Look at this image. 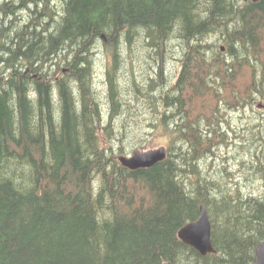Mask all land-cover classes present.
<instances>
[{"label":"trees","instance_id":"trees-1","mask_svg":"<svg viewBox=\"0 0 264 264\" xmlns=\"http://www.w3.org/2000/svg\"><path fill=\"white\" fill-rule=\"evenodd\" d=\"M26 2L0 3V264H253L264 240V128L249 129L250 158L237 166L220 151L229 111L264 103V0ZM99 42L112 56L106 102L93 76ZM128 50L144 59L130 65ZM126 90L146 105L149 130L170 136L167 159L150 168L117 159L114 128L141 114ZM202 204L217 250L207 255L178 235Z\"/></svg>","mask_w":264,"mask_h":264},{"label":"rangeland","instance_id":"rangeland-1","mask_svg":"<svg viewBox=\"0 0 264 264\" xmlns=\"http://www.w3.org/2000/svg\"><path fill=\"white\" fill-rule=\"evenodd\" d=\"M1 2L2 0H0V3ZM26 12L23 11V14L22 12H20L19 14L26 15ZM174 43H177V42L174 41L172 44ZM99 44H98L99 47L97 46L95 49L94 78H95L96 87L99 90L102 96V99L105 100L106 99L105 97H107V90H108L107 83H106L107 69L111 65L112 56L103 44H100V45ZM172 44H170V46ZM136 49L137 47H135L134 50ZM134 50H128L126 52L127 62H129L130 65L132 63L130 61H134V60L142 61L144 59L143 55L140 54L139 51L135 52ZM134 53L137 54L138 56L137 55L135 56ZM177 57L178 56L176 54V48L174 45H172L169 51L167 52V54H165V59H166L165 70L168 72V74H174L177 71V63H178ZM141 61L136 62V63L134 62V68H135L134 75H136V77H138L139 79H144L143 74H147L146 73L147 66H144V65L142 66ZM120 77H122V83L126 84V82L129 80V73L123 70L120 74ZM127 88H129V85ZM125 97H126L125 99L132 105V107L130 108V111L134 110V111L140 112L141 114L138 116L137 120L131 116L128 117L127 120H126V116L124 117L123 123L121 124L122 128H119V127L116 128V130L119 131L118 137L120 136V134L123 133L121 136L124 138L120 136V139L117 138L114 141L113 145L115 147L117 146L119 147V145L123 146L125 150L124 154L126 155L132 153L135 149L148 150V149L158 148L162 145L169 148L170 136L166 133V131H164L162 128H160L159 130H149L148 128L149 113H148V109L146 105L144 107L137 106L136 102L133 99L134 96L129 90H126ZM259 110H261L260 115L264 114V103L261 101H258L255 103L254 111H251L250 108L248 110L240 109L238 111H229L230 117L228 118L232 126V129H230V138H229L230 144H228V147L223 146L220 151V153H222L223 156H226L227 163L237 166L236 165L237 159L239 158L241 159L245 157L250 158L247 152V148L251 146L249 144H245V142H247L246 141L247 138H252L253 134L251 132L248 133V131L250 128H252L253 125L256 126L257 124L261 125V127L264 128V119L259 118L257 115V112ZM128 122L130 123L131 128H129L130 126ZM124 123L128 124V125L126 124L125 128H123ZM251 130L255 131V129H251ZM120 131L122 133H120ZM251 141L252 139H250V142ZM258 185H259L258 182L254 183L255 188Z\"/></svg>","mask_w":264,"mask_h":264},{"label":"water","instance_id":"water-1","mask_svg":"<svg viewBox=\"0 0 264 264\" xmlns=\"http://www.w3.org/2000/svg\"><path fill=\"white\" fill-rule=\"evenodd\" d=\"M245 2L249 0H243ZM258 2L259 0H251ZM224 50V47H223ZM168 157V148L160 146L158 148L140 150L135 149L130 154H120L117 159L120 163L132 170L150 168ZM180 239L192 246L202 255L216 253V248L212 242V224L208 208L205 204L200 206V216L193 221L186 223L178 233ZM253 264H264V240L257 246L256 260Z\"/></svg>","mask_w":264,"mask_h":264},{"label":"bare ground","instance_id":"bare-ground-1","mask_svg":"<svg viewBox=\"0 0 264 264\" xmlns=\"http://www.w3.org/2000/svg\"><path fill=\"white\" fill-rule=\"evenodd\" d=\"M28 2H29V0H27L26 3H28ZM30 2H31V0H30ZM35 2H36V0H35ZM190 2H191V0H190ZM19 3H20V0H19ZM19 3H18V4H19ZM26 3H24V4H26ZM15 4H16V3H15ZM21 4H22V3H21ZM28 4H30V3H28ZM36 5H37V4H36ZM18 6H19V5H18ZM26 7H27V6H26ZM3 8H4V7H3ZM15 8H16V7H15ZM30 8H31V7H29V9H30ZM6 9H7V8H6ZM12 9H13V7H12ZM32 10H33V9H32ZM16 12H17V11H16ZM24 12H26V11H24ZM9 13H10V12H9ZM12 14H13V13H12ZM22 14H23V13H22ZM8 17H9V16H8ZM29 17H30V16H29ZM10 18H12V16H11ZM191 18H192V17H191ZM14 20H15V19H14ZM2 24H3V23H2ZM5 24H7V23H5ZM148 26H149V25H148ZM117 32H118V31H117ZM141 35H142V34H141ZM143 35H144V34H143ZM157 35H158V34H157ZM148 36H149V35H148ZM155 36H156V35H155ZM90 37H91V36H90ZM90 37H89V38H90ZM146 37H147V36H146ZM149 37H150V36H149ZM138 38H139V37H138ZM141 39H142V38H141ZM217 39H218V38H217ZM221 39H222V38H221ZM135 40H136V39H135ZM99 41H100V40H99ZM125 41H126V40H125ZM145 41H146V40H145ZM151 42H152V41H151ZM99 43H100V42H99ZM99 43H98V44H99ZM124 43H125V42H124ZM147 43H148V41H147ZM222 43H223V42H222ZM68 44H69V43H68ZM77 44H78V43H77ZM100 44H102V43H100ZM100 44H99V45H100ZM217 44H218V43H217ZM2 45H3V44H2ZM95 45H97V44H95ZM121 45H122V44H121ZM201 45H202V44H201ZM223 45H224V43H223ZM64 46H65V45H64ZM122 46H123V45H122ZM122 46H121V47H122ZM95 47H96V46H95ZM98 47H99V46H98ZM5 48H6V47H5ZM80 49H81V48H80ZM92 49H93V48H92ZM102 49H103V48H102ZM124 49H125V48H124ZM124 49H123V51H124ZM89 50H90V49H89ZM67 51H68V50H67ZM91 51H92V50H91ZM93 52H95V49H94ZM71 53H72V52H71ZM96 53H97V52H96ZM93 54H95V53H93ZM93 54H92V55H93ZM123 54H124V52H123ZM212 54H213V53H212ZM34 55H35V54H34ZM134 55L136 56L137 54L134 53ZM10 56H11V55H10ZM56 56H57V55H56ZM76 56H77V54H76ZM87 56H88V55H87ZM106 56H107V55H106ZM137 56H138V55H137ZM213 56H214V55H213ZM93 57H95V56L93 55ZM109 57H110V56H109ZM122 57L124 58L125 56L122 55ZM131 57H132V56H131ZM91 58H92V56H91ZM91 58H90V59H91ZM75 59H76V58H75ZM87 59H88V58H87ZM131 59H132V58H131ZM131 59H130V60H131ZM58 60H59V59H58ZM76 60H78V59H76ZM92 60H93V59H92ZM126 61H127V58H126ZM41 62H42V61H41ZM77 62H78V61H77ZM83 62H84V61H83ZM89 62H90V61H89ZM119 62H120V61H119ZM124 62H125V61H124ZM130 62H132V61H130ZM111 63H112V62H111ZM128 63H129V62H128ZM91 64H93V61H92ZM94 64H95V63H94ZM94 64H93V65H94ZM132 64H133V63H132ZM62 65H63V64H62ZM120 65H122V64H120ZM127 66H128V65H127ZM57 67H58V66H57ZM120 67H121V66H120ZM130 67H132V66H130ZM90 68H91V67H90ZM121 68H122V67H121ZM121 68H120V69H121ZM132 69H133V68H132ZM107 70H108V69H107ZM128 70H129V69H128ZM66 72H67V71H66ZM84 72H85V71H84ZM89 72H90V71H89ZM96 72H97V71H96ZM51 74H52V73H51ZM85 74H86V73H85ZM90 74H91V73H90ZM94 74H95V73H94ZM122 74H123V73H122ZM124 74H125V73H124ZM0 75H1V74H0ZM62 75H63V74H62ZM169 75H171V74H169ZM39 76H40V75H39ZM79 76H80V75H79ZM93 76H94V75H93ZM98 76H99V75H98ZM172 76H173V74H172ZM113 77H114V76H113ZM125 77H126V76H125ZM69 78H70V76H69ZM72 78H73V77H72ZM96 78H97V77H96ZM229 78H230V77H229ZM34 79H35V78H34ZM42 79H43V78H42ZM45 79H46V78H45ZM61 79H62V78H61ZM66 79H67V78H66ZM74 79H75V78H74ZM112 79H113V78H112ZM124 79H125V78H124ZM67 80H68V79H67ZM60 81H61V80H60ZM64 81H65V80H64ZM64 81H63V82H64ZM112 81H113V80H112ZM72 82H73V81H71V83H72ZM76 82H77V81H76ZM69 83H70V82H69ZM79 83H80V82H79ZM112 84H113V82H112ZM210 84H211V83H210ZM213 84H214V83H213ZM67 85H68V83H67ZM81 85H82V84H81ZM115 85H116V84H115ZM58 86H59V85H58ZM73 86H74V85H73ZM83 86H84V85H83ZM91 86H92V85H91ZM214 86H215V85H214ZM55 88H56V87H55ZM73 88H76V87H73ZM73 88H72V89H73ZM113 88H114V87H113ZM53 89H54V88H53ZM114 89H115V88H114ZM120 89H121V88H120ZM56 90H58V89H56ZM118 90H119V89H118ZM63 91H64V90H63ZM86 91H87V90H86ZM86 91H85V92H86ZM95 91H96V90H95ZM73 92H74V91H73ZM98 92H99V91H98ZM117 92H118V91H117ZM74 93H75V92H74ZM77 93H78V92H77ZM56 94H57V93H56ZM60 95H61V93H60ZM79 95H80V94H79ZM88 95H89V94H88ZM98 96H99V95H98ZM98 96H97V97H98ZM51 97H52V96H51ZM74 97H75V95H74ZM77 97H78V96H77ZM79 97H81V96H79ZM104 97H105V96H104ZM64 98H65V97H64ZM87 98H88V97H87ZM92 98H93V97H92ZM92 98H91V99H92ZM105 98H106V97H105ZM51 99H52V98H51ZM53 99H54V98H53ZM57 99H58V98H57ZM96 99L99 100V98H96ZM101 99H102V98H101ZM57 101H58V100H57ZM74 101H75V100H74ZM79 101H80V100H79ZM96 102H97V101H96ZM104 102H106V101L104 100ZM104 102H103V103H104ZM52 103H53V102H52ZM56 103H57V102H56ZM89 103H90V102H88V104H89ZM98 103H99V102H98ZM90 104H92V103H90ZM55 105H56V104H55ZM75 105H76V103H75ZM77 105H78V104H77ZM93 106H94V104H93ZM101 107H102V106H101ZM60 109H61V108H60ZM101 109H102V108H101ZM100 111H101V110H100ZM133 118H134V117H133ZM137 118H138V116H137ZM199 119H201V118H199ZM213 119H214V118H213ZM225 121H226V120H225ZM128 123H129V122H128ZM141 123H142V122H141ZM46 124H47V123H46ZM125 124H127V123H125ZM127 125H128V124H127ZM135 125H136V124H135ZM135 125H134V126H135ZM129 126H130V123H129ZM132 127H133V126H132ZM138 127H139V126H138ZM142 127H143V126H142ZM129 128H131V126H130ZM115 129H116V128H114V132H115ZM133 129H134V128H133ZM133 129H132V130H133ZM123 130H124V129H123ZM139 131H140V130H139ZM141 131H142V130H141ZM112 133H113V132H112ZM121 133H122V132H121ZM126 133H128V132H126ZM120 135H122V134H120ZM127 135H128V134H127ZM130 135H131V134H130ZM130 135H129V136H130ZM112 136H113V135H112ZM125 136H126V135H125ZM113 137H114V136H113ZM121 137H122V136H121ZM117 138H118V137H117ZM122 138H124V137H122ZM114 139H116V138H114ZM114 139H113V140H114ZM42 141H43V140H42ZM263 145H264V144H263ZM162 146H164V145H162ZM241 150H242V149H241ZM122 154H124V153H122ZM229 159H230V158H229ZM243 168H244V167H243ZM185 169H186V168H185ZM210 170H211V169H210ZM23 172H24V171H23ZM243 173H245V172H243ZM228 174H229V173H228ZM210 175H211V174H210ZM29 177H30V176H29ZM13 188H15V187H13ZM223 199H224V198H223ZM260 199H261V198H260ZM206 201H207V200H206ZM217 201H218V200H217ZM241 204H242V203H241ZM228 207H229V206H228ZM98 211H99V210H98ZM190 213H191V212H190ZM228 215H229V214H228ZM261 216H262V215H261ZM108 218H109V217H108ZM218 228H219V227H218ZM181 248H182V247H181Z\"/></svg>","mask_w":264,"mask_h":264},{"label":"flooded vegetation","instance_id":"flooded-vegetation-1","mask_svg":"<svg viewBox=\"0 0 264 264\" xmlns=\"http://www.w3.org/2000/svg\"><path fill=\"white\" fill-rule=\"evenodd\" d=\"M6 1H9V0H6Z\"/></svg>","mask_w":264,"mask_h":264}]
</instances>
